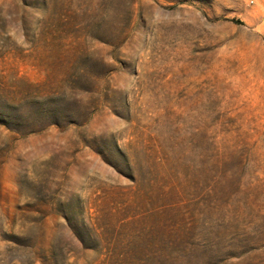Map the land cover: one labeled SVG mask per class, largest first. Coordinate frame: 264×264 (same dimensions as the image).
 <instances>
[{
	"label": "rangeland",
	"instance_id": "1",
	"mask_svg": "<svg viewBox=\"0 0 264 264\" xmlns=\"http://www.w3.org/2000/svg\"><path fill=\"white\" fill-rule=\"evenodd\" d=\"M0 264H264V0H0Z\"/></svg>",
	"mask_w": 264,
	"mask_h": 264
}]
</instances>
